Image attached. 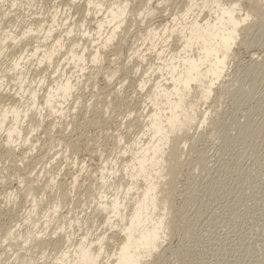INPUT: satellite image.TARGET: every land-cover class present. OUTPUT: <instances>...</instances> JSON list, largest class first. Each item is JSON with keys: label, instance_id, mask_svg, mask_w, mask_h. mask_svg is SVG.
Here are the masks:
<instances>
[{"label": "rangeland", "instance_id": "1", "mask_svg": "<svg viewBox=\"0 0 264 264\" xmlns=\"http://www.w3.org/2000/svg\"><path fill=\"white\" fill-rule=\"evenodd\" d=\"M128 1L131 9L125 18L124 39L119 35L110 48L103 50L99 62L90 63L87 58L78 84L75 74H71L76 69L64 62L63 69H67L76 86L73 95L60 107L65 109L63 116L44 110L38 131L30 133L26 121L20 125L25 127L23 135L30 140L29 144L15 139L20 147L9 157L0 147V264H55V258L59 257L57 250L54 252L52 246H48L42 256L33 245L34 236L37 238L46 232L49 235L53 230L56 234H51L50 238L54 241L61 233L60 238L65 235L64 239L69 236L76 241L89 230L105 237H115L118 230L115 239L122 236L117 218L112 219L113 225H106L104 215L97 214V217L93 215L94 210L98 207L97 201H101V193L112 199L119 192L121 202L128 200L121 191L132 184L124 164L129 163L135 153L131 140L137 136L139 127L133 123L143 109L144 115L152 110L148 100L138 102L151 93L152 81L159 75L157 67L165 69L152 51L153 47L165 49L161 58L165 61L181 50L178 33L165 43L169 37L152 39L145 30L156 28L161 33L167 23V27H171L174 18L183 23V17H187L183 15L187 12L185 9L193 7V0H152L151 13H147L140 10V0ZM219 1L228 5L234 0ZM195 2L201 4L203 0ZM261 2L263 4L264 0ZM67 3L68 0H37L32 10L41 11L46 17L53 9L60 8L63 21L71 15L67 23L76 26V34L73 33L76 37L80 35L77 30L81 22H85L86 28H94L91 17L85 16L80 7L69 10L70 13L65 9L63 13ZM199 7L189 13L188 20L184 18L187 24L193 19L191 15H199L198 20L202 22L213 17L214 6L208 3L206 9ZM1 10L4 20L0 25L16 32L24 26L22 18H27L26 9H11L10 13L7 3L0 2V14ZM239 11L240 16L248 14L249 18L241 25L227 67L205 103L201 101L202 89L197 88L200 86H193L190 99L196 101V120L194 124L185 125L181 132H175L182 149L177 188L171 195L174 207L171 213L174 212L175 217L169 221L171 234L163 243L164 250L146 258L148 262L152 260L150 264H264V5L257 9L247 0H239L238 14ZM19 47L12 45L9 51L3 52L0 57L3 71L7 70L13 55L21 54L25 46L22 50ZM58 58L54 62L63 61V57ZM25 68L27 84L45 83H38L36 87L39 104L43 106L44 87L53 85L59 78L46 64L33 63ZM141 79L147 86L139 91ZM147 79L151 81L148 84ZM7 85L5 93L0 95L3 97L0 107L9 104L12 97L18 100L12 94L15 83L10 80ZM204 115L207 120L199 126ZM147 136L142 137L143 141H147ZM121 137L124 140L119 143ZM5 138L1 131L0 146ZM124 149L126 155L122 154ZM102 175L106 185L110 184L109 189L101 185ZM137 184L141 190L145 186L141 180ZM118 188L120 191H116ZM64 193L67 197L60 205V212L68 214L69 222L64 228L68 227L72 233L58 229L59 222L54 223L58 221L57 215L51 216L53 220L43 216L59 203ZM36 200L40 203L35 204ZM26 216L30 220L27 221ZM33 218L36 222L31 220ZM46 222H51V226L47 223L49 226L45 228ZM10 231L14 235H9ZM107 240L106 253L117 254V242Z\"/></svg>", "mask_w": 264, "mask_h": 264}, {"label": "bare ground", "instance_id": "2", "mask_svg": "<svg viewBox=\"0 0 264 264\" xmlns=\"http://www.w3.org/2000/svg\"><path fill=\"white\" fill-rule=\"evenodd\" d=\"M151 1L140 0V10L151 13V8H149ZM247 1L257 9L264 5L261 0ZM0 2L7 3L10 13H12L11 9L13 11L26 9L28 11L27 18H22L24 26L22 25L23 27L18 32L11 31V28L8 29L3 24L0 25V57L5 50L9 51L12 45L14 47L20 46L21 50L25 46L21 54L13 55V59L7 64L6 71H3V64L0 60V71L2 70L0 72V95H3L4 88L9 86L7 83L11 80L15 83L14 93L12 94L16 98L18 97V100L12 97L10 103L8 102L9 104L0 107V132L5 133L6 137L5 142L0 147L4 149L6 156L9 157L14 153L15 148L20 145V143L16 144V140H21V144L24 145L30 142L26 136L24 137L26 134H24L25 127L23 129L20 126L25 123L24 121L27 122L29 132L33 133L41 127V122L44 119L42 111L48 110V114L59 112L60 116L63 114L62 111H65V109L60 107L65 105L69 97L73 95L72 90L81 81L79 78L83 77L85 63L88 61L87 58H90V63L99 62L102 59L103 50L110 48L119 35L124 39L122 34L126 26L125 18L131 8L128 0H68L66 7H63V13H65V9L67 13H70L71 11L69 10L80 7L86 14L85 16H90L91 22H93L94 28L92 29L91 27L86 28L85 22H81L77 30L80 35L76 37L73 35L76 26L67 23L71 15L63 21V15H60V8L53 9L48 16L44 17L41 11L35 12L32 10V8H35L36 5L34 4H36L37 0H0ZM192 3L193 7L189 10L185 9L187 12L183 13V15L189 17V13L195 7L201 5L203 9H206L209 3L211 7L214 6L215 8L211 9L213 17L204 19L202 22V20H198L199 15H191L193 19L187 24L185 21L187 17L182 15L183 23L179 19L174 18L171 20V27H167L169 25L167 23L161 33L156 31V28L145 30L147 36L152 39L160 36L169 37V39H165V43L171 39L174 33H178L181 39V50L176 55L172 54L165 61V59H161L165 55V49H157L156 45L153 47L152 51L155 52L157 60L163 62L165 69L157 67L159 75L156 81H152L151 93L146 94L144 99L141 98L138 102L142 103L148 100L152 105V110L144 115L143 109L133 123L136 128L139 127L137 136L131 140L135 153L132 154L129 163L125 162L126 164H124L132 184L131 187L129 185L130 188L127 190L121 191L124 192L125 196H128V200L121 202L118 196L119 192L113 197L110 196L112 199L101 193V201H97L99 203L98 207L94 210L95 212L92 210L96 214L91 213V215L96 216L97 214L98 216H100L99 214L104 215L103 218L106 225H111L112 219L117 218L121 223V229H119L121 230L119 233H122L121 238L119 240L115 239L118 230L115 237L111 235L110 237L96 235L89 230L82 238L78 239L79 241L77 239L76 241L71 240L66 233L68 236L66 239L63 238L65 235L60 238L62 233L57 232L60 237L54 241L50 237L51 234L55 235L56 232L55 230L51 232L49 228L51 234L48 235L46 232L37 238L34 236L33 245L34 249H36L35 251L39 250L38 252H41L42 256L48 246H52L54 252L57 250L59 255H56L59 257H54L55 264H140L141 261L145 264H150L152 260L148 262L146 258H152L155 252L164 250L163 243L171 234L169 221L175 217L172 216L174 212L171 213L174 208L171 195L177 188L176 179L182 164V149L179 147L181 140L180 137L175 135V132H181L185 125L194 124L196 120V101L194 98L193 101L192 98L190 99L193 86L198 85L200 87L197 88L202 89L201 101L203 103L209 100L214 83L221 78L228 65L229 58L232 55V47L239 38L241 25L246 23L249 18L248 14L243 17L240 16V11L239 14L237 13L239 0H234L228 5L222 4L219 0H203L201 4H197L193 0ZM199 8V14H201L202 9L201 7ZM0 18L1 23L4 20L3 11L0 14ZM15 27L17 28L18 26ZM32 42L33 44H31ZM23 43L26 44L21 47ZM88 45H91L92 48L89 47V49ZM150 45H153V41H151ZM147 50L149 51V49ZM193 50H195V53H193ZM180 53H182V56ZM57 56H60L59 58L63 57V61L59 62L60 59ZM56 58L59 60L54 62ZM144 60L145 57H143V62ZM33 63L48 65L57 74L56 78H59L53 81V85L50 84L44 87L42 95L43 106L39 104L36 93L37 84L41 85L43 81H38L33 86L27 84L25 67ZM70 63L76 69L74 73H71L72 75L75 74L76 84H73L72 76L67 74V69H63L64 65H70ZM164 72L165 74H163ZM147 80V84L151 82L149 79ZM146 86L143 79H141L138 83L139 91L145 89ZM56 104H58L57 107L55 106ZM136 109L138 108L136 107ZM206 120V115H204L199 126L203 125ZM146 135H148V138L145 142L142 137ZM122 139L124 140L123 137L118 139V142H122ZM182 143L186 144L185 142ZM127 149H129L128 146ZM122 154L126 155L125 149ZM140 180L145 183L142 190L137 184ZM100 182L105 189L111 187L110 184L106 185L103 175L100 178ZM117 185L120 186V184ZM57 186L60 187L61 185L57 184ZM116 191H120V189L118 188ZM66 197L67 195L64 193L59 203L43 215L47 220L52 215H57L58 221L54 223L58 224L59 222L61 226L59 225L58 229L60 231L68 228H64L67 225V221L69 222L67 220L68 214H65V216L60 212V205ZM36 202L35 204L40 203L39 201ZM128 212L129 214H127ZM29 216H26L27 221L28 219L30 220ZM93 217L92 219H94ZM31 220L33 221L34 218ZM34 222L36 221L34 220ZM47 223H50L51 226V222H46L45 228L48 225ZM34 224L32 222L31 226L33 227ZM41 224H39L40 227ZM34 227L35 229L38 228ZM117 228H119V225ZM67 232L72 233L69 230ZM12 234V231H10L9 235ZM107 238L110 241L113 240V243L117 242L115 245L118 247L117 254L109 255L106 253ZM31 239L33 240V238Z\"/></svg>", "mask_w": 264, "mask_h": 264}]
</instances>
